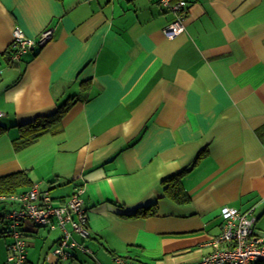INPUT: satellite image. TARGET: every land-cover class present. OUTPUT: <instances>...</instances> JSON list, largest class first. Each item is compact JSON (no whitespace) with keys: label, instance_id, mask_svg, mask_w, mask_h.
<instances>
[{"label":"crops","instance_id":"0c3cea01","mask_svg":"<svg viewBox=\"0 0 264 264\" xmlns=\"http://www.w3.org/2000/svg\"><path fill=\"white\" fill-rule=\"evenodd\" d=\"M185 2L167 38L159 0H0V176L22 171L19 191L55 203L83 187L89 235L73 233L66 264H195L219 245L223 206L252 207L264 232V0ZM15 27L53 35L10 61ZM66 100L57 131L18 145L19 126ZM176 174L185 202L165 192ZM22 228L26 264H55L61 230Z\"/></svg>","mask_w":264,"mask_h":264},{"label":"built area","instance_id":"2783aa9c","mask_svg":"<svg viewBox=\"0 0 264 264\" xmlns=\"http://www.w3.org/2000/svg\"><path fill=\"white\" fill-rule=\"evenodd\" d=\"M159 2L175 13V19L163 30L167 38H173L184 30L185 2L183 0H159ZM52 35V27L43 29L37 38H30L20 28L15 27L12 31L9 60H18L28 51L43 46L51 40ZM82 191L83 187L77 186L63 203H55L48 190H40L36 185H32L26 191L0 194V202L17 203L14 208L0 210V229L10 238L5 264H26L28 245L22 228L25 220L37 227L61 230L62 234L52 252L56 256L55 264H66L73 256V248L81 246L73 237V233L81 237L89 235L87 214L80 197ZM220 215L221 232L214 238V242L219 245L195 264H256L257 262L264 264V232L256 229L257 219L253 214V208L240 210L223 206ZM114 262L134 264L124 256L118 255L115 256Z\"/></svg>","mask_w":264,"mask_h":264},{"label":"trees","instance_id":"16d2710c","mask_svg":"<svg viewBox=\"0 0 264 264\" xmlns=\"http://www.w3.org/2000/svg\"><path fill=\"white\" fill-rule=\"evenodd\" d=\"M183 1L185 2V0ZM68 108H69V102L66 100L65 102L58 105L55 111H53L51 114L37 115L31 121L26 122L22 124L21 126H19L21 128V136H20V141L18 145L20 147L23 145H28L32 143L33 141H35L40 135L44 133L57 131L58 125L63 115L67 112ZM5 130L6 128L0 125V135L3 134ZM165 182L167 183L166 188H165V192L167 195L171 196L174 199L179 200V202H185L188 200L187 193L182 190L179 184L180 174L167 177L165 179ZM29 184H30L29 179L27 178L26 174L22 171H16V172H12L9 174L1 175L0 176V194H11V193H16V192L26 191L33 184H31L27 189H24L21 191H19V188L23 186H27ZM6 202L9 203L11 207L8 209L3 208L0 210H9L17 206L16 202H13V201H6ZM0 203H3V201ZM11 204H14V207ZM156 208H157V203L153 202L151 204H148L144 207L139 208L138 210H136L135 212L129 215L144 216V217L150 216V215L155 214ZM0 232L6 234L5 232H3L2 229H0ZM7 253H8V250H7Z\"/></svg>","mask_w":264,"mask_h":264}]
</instances>
